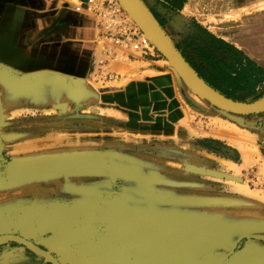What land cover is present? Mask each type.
I'll list each match as a JSON object with an SVG mask.
<instances>
[{
	"label": "rangeland",
	"instance_id": "374dc122",
	"mask_svg": "<svg viewBox=\"0 0 264 264\" xmlns=\"http://www.w3.org/2000/svg\"><path fill=\"white\" fill-rule=\"evenodd\" d=\"M200 10L199 19L217 33L234 32L244 18L264 11V0H202ZM148 43L164 62L159 68L146 62L154 56L141 58L117 66L121 79L103 85L72 61L51 75L23 76L32 87L27 98L15 93L13 49L14 61L0 59V233L58 237L56 223L37 219L65 221L56 246L63 264H80L82 247L66 234L85 227L80 210L89 211L90 222L112 206L163 224L219 230L200 247L208 261L191 264H264V150L255 131L211 114L204 103L212 104ZM44 82L51 89H40ZM30 203L37 219L12 226L15 214L5 212ZM91 226L104 231L98 222ZM123 250L133 260L138 247L129 243ZM247 250L253 261L241 260Z\"/></svg>",
	"mask_w": 264,
	"mask_h": 264
},
{
	"label": "crops",
	"instance_id": "0c3cea01",
	"mask_svg": "<svg viewBox=\"0 0 264 264\" xmlns=\"http://www.w3.org/2000/svg\"><path fill=\"white\" fill-rule=\"evenodd\" d=\"M84 1L0 0V59L14 61L8 51L13 49L15 52L12 53L15 55V93L18 92L19 97L27 98V93L32 88L29 79L25 81L24 77L35 73L51 75L55 72L56 65H67L74 61L77 66H81L80 68H86V72L89 69L92 71L97 51V27L93 16L84 9ZM201 1L143 0L177 50L212 88L239 102H254L260 99L264 96V11L244 18L241 23L236 24L234 32L219 34L199 19ZM151 55L154 59L145 58L146 62L153 63L159 68V64L164 62L154 52ZM79 70L82 73L85 71ZM153 72L156 75L160 74L158 71ZM21 74L22 76H19ZM40 86V89H51L45 82ZM159 96L164 98L162 94ZM164 100L165 104H170L169 98ZM171 104L172 107L174 103ZM207 104L209 103H204V106L211 114L220 115L224 121L243 127L250 133L255 131L257 144L260 142L264 150V112L245 116ZM234 142L237 144L234 148L241 154L238 149L240 141L235 139ZM226 143L227 141L223 144L229 146ZM30 204L19 205L11 213L5 212L10 216L15 214L12 226L37 219L31 210L36 203ZM23 212H29L31 215L24 220L21 216ZM5 213L2 212V215L5 216ZM78 214L80 216L83 214V219L89 220V211L80 210ZM37 220L56 223L58 237L45 238L40 235L36 237L15 229L1 232L0 235L22 236L53 254L63 264L61 260L63 254L56 245L58 241L60 243L63 241V227L68 226L67 222ZM90 220L96 222L97 216H92ZM91 223L94 222H87L83 227ZM66 256L71 260L74 253L67 252ZM81 256L76 261L84 264V256ZM0 264L49 263L22 245L1 243Z\"/></svg>",
	"mask_w": 264,
	"mask_h": 264
},
{
	"label": "bare ground",
	"instance_id": "6f19581e",
	"mask_svg": "<svg viewBox=\"0 0 264 264\" xmlns=\"http://www.w3.org/2000/svg\"><path fill=\"white\" fill-rule=\"evenodd\" d=\"M130 211L121 212L108 206L102 213L96 212V222L104 226L103 232L95 231L91 223L74 233L70 232L69 237L66 234L67 238L64 236V239L82 247L79 253L84 256L85 264H191L197 258H200L199 263L208 261V255L205 257L200 247L207 239L209 242L217 236L219 230L205 232L198 227H179L172 221L163 224L161 219H155L157 217L148 218L144 214ZM66 214L70 221L75 224L79 222L74 210H68ZM84 223H87L86 219ZM129 243H136L138 247L133 260L129 258L130 254L123 252ZM251 255L247 250L241 260L253 261Z\"/></svg>",
	"mask_w": 264,
	"mask_h": 264
},
{
	"label": "built area",
	"instance_id": "2783aa9c",
	"mask_svg": "<svg viewBox=\"0 0 264 264\" xmlns=\"http://www.w3.org/2000/svg\"><path fill=\"white\" fill-rule=\"evenodd\" d=\"M83 7L97 27L92 69L95 81L103 85L115 83L121 79L115 71L117 66L152 56L148 39L118 0H85Z\"/></svg>",
	"mask_w": 264,
	"mask_h": 264
},
{
	"label": "water",
	"instance_id": "95a60500",
	"mask_svg": "<svg viewBox=\"0 0 264 264\" xmlns=\"http://www.w3.org/2000/svg\"><path fill=\"white\" fill-rule=\"evenodd\" d=\"M118 1L134 19L145 35L149 37L154 46L175 68L191 91L207 100L215 107L227 112L245 116L257 115L264 112V96L254 102L235 101L224 96L202 79L177 50L143 0ZM6 242L17 243L27 247L50 264H61L53 254L19 235H1L0 244Z\"/></svg>",
	"mask_w": 264,
	"mask_h": 264
},
{
	"label": "trees",
	"instance_id": "16d2710c",
	"mask_svg": "<svg viewBox=\"0 0 264 264\" xmlns=\"http://www.w3.org/2000/svg\"><path fill=\"white\" fill-rule=\"evenodd\" d=\"M161 25V24H160ZM162 26V25H161Z\"/></svg>",
	"mask_w": 264,
	"mask_h": 264
}]
</instances>
